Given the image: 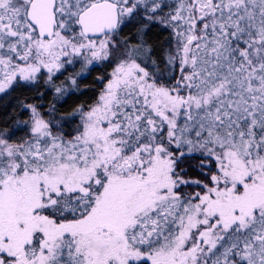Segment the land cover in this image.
Segmentation results:
<instances>
[{"label": "snow or ice", "instance_id": "obj_1", "mask_svg": "<svg viewBox=\"0 0 264 264\" xmlns=\"http://www.w3.org/2000/svg\"><path fill=\"white\" fill-rule=\"evenodd\" d=\"M17 93L0 264H264V0H0Z\"/></svg>", "mask_w": 264, "mask_h": 264}, {"label": "trees", "instance_id": "obj_2", "mask_svg": "<svg viewBox=\"0 0 264 264\" xmlns=\"http://www.w3.org/2000/svg\"><path fill=\"white\" fill-rule=\"evenodd\" d=\"M97 74L98 73L93 72L90 75H88L86 78L81 80L80 82L81 93L90 94V86L95 80ZM81 93H70L66 97V102L60 101V103L63 105L62 107H60V112L61 113L69 112L76 104L88 99L87 94L82 95ZM25 95L31 97V93H26ZM17 96H19V93L14 94L12 97L9 98L0 99V122L14 117L15 112L18 110ZM50 100H51V96H48L45 101L46 106H47V102Z\"/></svg>", "mask_w": 264, "mask_h": 264}]
</instances>
